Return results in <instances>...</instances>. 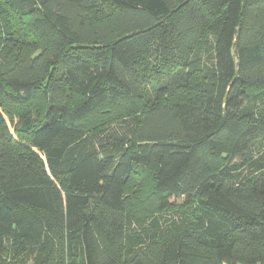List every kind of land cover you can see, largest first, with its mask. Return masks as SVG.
Returning <instances> with one entry per match:
<instances>
[{
	"label": "trees",
	"instance_id": "16d2710c",
	"mask_svg": "<svg viewBox=\"0 0 264 264\" xmlns=\"http://www.w3.org/2000/svg\"><path fill=\"white\" fill-rule=\"evenodd\" d=\"M0 264H264V0H0Z\"/></svg>",
	"mask_w": 264,
	"mask_h": 264
},
{
	"label": "rangeland",
	"instance_id": "374dc122",
	"mask_svg": "<svg viewBox=\"0 0 264 264\" xmlns=\"http://www.w3.org/2000/svg\"><path fill=\"white\" fill-rule=\"evenodd\" d=\"M35 107H36V109L37 108L38 109L42 108L40 104L36 105ZM133 181H134V185L139 186V188H141V189L143 187H140V186H147L148 183H149L148 177H142V176L141 177H138L137 179H134Z\"/></svg>",
	"mask_w": 264,
	"mask_h": 264
}]
</instances>
